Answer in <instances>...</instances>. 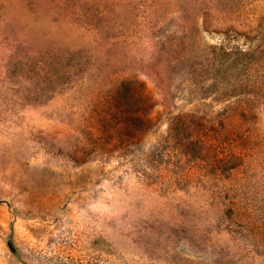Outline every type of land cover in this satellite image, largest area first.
I'll list each match as a JSON object with an SVG mask.
<instances>
[{
  "label": "rangeland",
  "instance_id": "obj_1",
  "mask_svg": "<svg viewBox=\"0 0 264 264\" xmlns=\"http://www.w3.org/2000/svg\"><path fill=\"white\" fill-rule=\"evenodd\" d=\"M0 264H264V0H0Z\"/></svg>",
  "mask_w": 264,
  "mask_h": 264
},
{
  "label": "trees",
  "instance_id": "obj_2",
  "mask_svg": "<svg viewBox=\"0 0 264 264\" xmlns=\"http://www.w3.org/2000/svg\"><path fill=\"white\" fill-rule=\"evenodd\" d=\"M193 132L191 131L190 127H187L185 123H182V125H177L176 126V132L175 135L179 138V142L183 143L182 148L186 151L185 154H190V148L196 146L197 142L194 140V136L192 134ZM197 137V136H196ZM190 139H193L191 142Z\"/></svg>",
  "mask_w": 264,
  "mask_h": 264
}]
</instances>
